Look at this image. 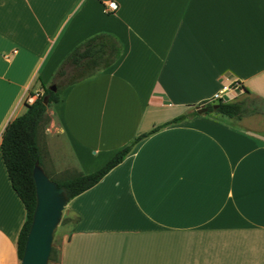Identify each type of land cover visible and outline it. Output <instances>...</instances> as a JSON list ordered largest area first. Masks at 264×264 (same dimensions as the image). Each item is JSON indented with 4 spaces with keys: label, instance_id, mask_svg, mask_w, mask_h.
<instances>
[{
    "label": "crops",
    "instance_id": "crops-1",
    "mask_svg": "<svg viewBox=\"0 0 264 264\" xmlns=\"http://www.w3.org/2000/svg\"><path fill=\"white\" fill-rule=\"evenodd\" d=\"M100 33L122 44L120 58L47 109L78 173L189 118L67 203L59 264H264V0H0V140ZM216 96L245 114L197 113ZM25 218L0 153V264L20 263Z\"/></svg>",
    "mask_w": 264,
    "mask_h": 264
},
{
    "label": "trees",
    "instance_id": "trees-1",
    "mask_svg": "<svg viewBox=\"0 0 264 264\" xmlns=\"http://www.w3.org/2000/svg\"><path fill=\"white\" fill-rule=\"evenodd\" d=\"M123 53L122 44L111 34H96L74 47L57 67L52 86H45L25 112L9 122L4 128L0 140V153L10 185L24 206L26 218L17 239V258L21 260L27 233L31 224L35 206V188L32 171L36 164L41 165V152L38 145L39 128L47 121V109L60 100V94L94 74L113 65ZM59 80L61 82L57 83ZM46 99V104L44 100ZM202 109L206 114L215 113L230 119H239L245 114L243 102H224L221 99L205 103ZM196 115V113H194ZM189 118L181 115L154 128L150 133L136 137L128 146L119 150L103 167L91 174L76 173L72 177L57 183L68 197V202L98 184L105 175L119 165L130 153L132 147L141 139L157 130Z\"/></svg>",
    "mask_w": 264,
    "mask_h": 264
},
{
    "label": "water",
    "instance_id": "water-1",
    "mask_svg": "<svg viewBox=\"0 0 264 264\" xmlns=\"http://www.w3.org/2000/svg\"><path fill=\"white\" fill-rule=\"evenodd\" d=\"M50 89L55 90L54 87ZM44 103L46 104V99ZM205 112V109L197 110L198 114ZM32 178L35 206L19 264H47L54 232L68 203V197L65 190L50 180L38 164L33 168Z\"/></svg>",
    "mask_w": 264,
    "mask_h": 264
},
{
    "label": "rangeland",
    "instance_id": "rangeland-1",
    "mask_svg": "<svg viewBox=\"0 0 264 264\" xmlns=\"http://www.w3.org/2000/svg\"><path fill=\"white\" fill-rule=\"evenodd\" d=\"M56 82L61 81L57 80ZM50 86L51 88L54 87L52 84ZM47 117V121L41 123L38 134V145L41 152V165L39 167L50 180L59 183L75 175L78 169L69 144L62 133L58 118L51 116L48 112ZM66 206L54 232L52 249L47 264H59L61 241L74 222V219L67 215Z\"/></svg>",
    "mask_w": 264,
    "mask_h": 264
},
{
    "label": "built area",
    "instance_id": "built-area-1",
    "mask_svg": "<svg viewBox=\"0 0 264 264\" xmlns=\"http://www.w3.org/2000/svg\"><path fill=\"white\" fill-rule=\"evenodd\" d=\"M117 8H118L117 3L109 2L108 4H106V7H105L106 10L105 11H107V13H113V12H115L117 10ZM37 96L38 95L27 97L26 100H25L26 104L27 105H31L34 102V100L36 99ZM218 99H221V97L220 96H216L215 98H213L214 101H216Z\"/></svg>",
    "mask_w": 264,
    "mask_h": 264
}]
</instances>
